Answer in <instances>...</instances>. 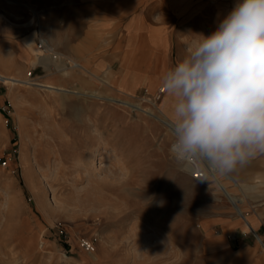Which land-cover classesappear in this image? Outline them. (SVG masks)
<instances>
[{"label":"rangeland","instance_id":"1","mask_svg":"<svg viewBox=\"0 0 264 264\" xmlns=\"http://www.w3.org/2000/svg\"><path fill=\"white\" fill-rule=\"evenodd\" d=\"M111 1L0 0V264H264L257 239H264V197L239 196L252 202L246 209L261 223L244 232V218L215 179L197 185L178 166L170 152L174 136L164 125L107 98L148 109L154 106L144 98H157V110L174 119L166 90L158 98L162 85L153 94L115 90L111 76L118 68L97 74L80 51L75 58L67 52V38L102 19ZM161 10L162 0H150L140 11ZM115 36L100 39L108 45ZM42 38L66 66L84 67L64 76L55 60L47 69L38 62ZM76 72L101 81L80 80ZM75 73L85 86L66 85ZM24 80L103 98L51 92ZM83 239L93 251L82 247Z\"/></svg>","mask_w":264,"mask_h":264},{"label":"clouds","instance_id":"2","mask_svg":"<svg viewBox=\"0 0 264 264\" xmlns=\"http://www.w3.org/2000/svg\"><path fill=\"white\" fill-rule=\"evenodd\" d=\"M196 36L162 77L175 98L170 152L228 174L264 154V0H237L211 35Z\"/></svg>","mask_w":264,"mask_h":264},{"label":"crops","instance_id":"3","mask_svg":"<svg viewBox=\"0 0 264 264\" xmlns=\"http://www.w3.org/2000/svg\"><path fill=\"white\" fill-rule=\"evenodd\" d=\"M148 1L128 0L124 3L112 0L110 10H106L102 19L86 23L79 37L67 38V52L75 58V52L80 51L87 68L97 74L118 68L119 71L115 70L111 76V86L115 90L125 87L136 92L146 88L153 94L162 85L164 74L183 58L186 45L201 39L196 35H211L237 3V0H162L159 13L140 11ZM110 33L116 36L111 44L106 45L100 37L104 39ZM148 38H156L157 43L149 44ZM76 73L68 80L67 86H85L75 79ZM77 75L80 80L91 77L86 73ZM91 79L101 81L94 76ZM134 79H138L139 84L134 83ZM142 80L145 82L141 83ZM168 101L171 111L175 98L169 95ZM222 175L233 194L264 197V154H258L245 166ZM247 204L242 203L243 210L256 229L261 223L256 216L249 214ZM229 223V220L215 222L216 225ZM257 239L264 248V239L260 236Z\"/></svg>","mask_w":264,"mask_h":264},{"label":"bare ground","instance_id":"4","mask_svg":"<svg viewBox=\"0 0 264 264\" xmlns=\"http://www.w3.org/2000/svg\"><path fill=\"white\" fill-rule=\"evenodd\" d=\"M34 37H35V35H33V37H29L28 42L31 43V44H33L32 42H34L33 41L34 40ZM33 45H31V48L36 52V54H39V52L42 51V49L45 50L44 51L45 54L38 55V62H40L42 65H44L47 69H50L51 68L50 67L51 66V63L54 62L55 60H59L61 62L60 65L62 67H60V70L62 71V75H64V76L66 74H68V75L73 74V71L71 72V70H73L74 67H77V68L84 67L83 64H81L80 62H77V61L74 62L71 67L66 66L68 64L67 63V60L64 59L63 57H60L61 54H59L58 52H56L55 47H53L51 45V43L49 42V40H47L45 38H42V40H41V47H42V49L40 47V50H37L36 47H34ZM34 64H35V62H34ZM0 78L1 79L5 78L4 74H2L1 72H0ZM24 83L25 84H29V85H31V84H33V85H39V86L43 87L44 89H47V90H49L51 92H53V91L56 90L57 92L59 91V93L67 94L68 91L71 90L75 94H78V95H81V96H85V95H88L89 94L90 96H94L96 98H103L102 94L100 92H96V91H90L89 92V91L80 90V89H66L63 86H58V85L53 84V83H46V82L43 83V82H38V81L36 82L34 80H32V81H30V80H24ZM162 89L165 90L164 88H162ZM157 95H156V97H157ZM107 98L110 101L118 102V104H123L124 106H127L129 108H134V109H136L137 111H139V112H141L143 114H146L148 116L153 117L154 119H156L157 121H159L162 125H164L167 128L169 134L172 135L171 128H172V120H173V118L170 119L169 117H167L166 115H164L163 112H161L160 110L159 111L157 110L158 109V102L156 100L157 98L156 99H153V98H150V97H145L144 98L145 101L150 102V103L153 104V106H154L153 109H150V108L148 109L147 107H144L142 104H135L132 101L124 100V99L117 98V97L116 98L107 97ZM78 120H81V118H78ZM191 165L186 166V165L178 162V166L181 169L188 170V171L190 170L192 172V166ZM211 176L215 179V181L218 183L219 187L223 190V192H224L225 196L228 198V200L230 199L231 201H233V204H234V206H235V208L237 210V213L242 218H244V230H246V231H248V230L249 231H252L254 229V224L248 218H246V216L244 214V210L241 207V203L244 201V199L242 197L240 198L239 196L233 194L232 191L227 188L225 182L221 179V177L217 173H212V172L209 171V176H206L205 179L200 180V181L197 180V181H194V182H195V184L200 183V182H203V181L209 182V181H211L210 180V177ZM208 188L214 189L215 187L210 186ZM218 190H219V188L217 187V191ZM92 255L95 257L96 256L95 255V252H92Z\"/></svg>","mask_w":264,"mask_h":264},{"label":"built area","instance_id":"5","mask_svg":"<svg viewBox=\"0 0 264 264\" xmlns=\"http://www.w3.org/2000/svg\"><path fill=\"white\" fill-rule=\"evenodd\" d=\"M164 90L160 89L158 93V98L163 94ZM192 172L191 175L195 180H203L206 176H209V171L206 169L205 165L196 163L192 164ZM82 247L87 251H92L94 249V245L90 240L83 239Z\"/></svg>","mask_w":264,"mask_h":264}]
</instances>
